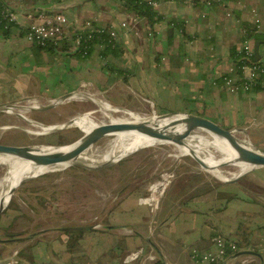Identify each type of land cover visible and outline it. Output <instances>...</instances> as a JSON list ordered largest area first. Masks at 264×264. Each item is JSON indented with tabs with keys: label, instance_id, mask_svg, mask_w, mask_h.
Listing matches in <instances>:
<instances>
[{
	"label": "crops",
	"instance_id": "1",
	"mask_svg": "<svg viewBox=\"0 0 264 264\" xmlns=\"http://www.w3.org/2000/svg\"><path fill=\"white\" fill-rule=\"evenodd\" d=\"M155 1L157 15L151 24L120 0H0V10L16 17L8 31H0V124L8 115L2 108L26 101L41 102L29 105L36 115L46 114L49 108L64 115L92 112L102 97L117 108L150 105L158 112L188 110L206 115L237 129L264 150V87L232 92L223 83V75L233 66V48L241 51L243 23L252 21L253 7L261 23L253 44L258 59H264V0ZM56 12L66 13L75 27L91 19L96 25L114 28L123 52L104 53L98 43L90 54L82 55L73 45L64 48L61 42L66 39L50 49L30 42L27 26ZM123 21L133 29L123 26ZM60 105L63 108L56 110ZM213 187L215 193L192 195L183 205L123 199L118 204L120 216L107 226L131 235L122 245L123 264H155L157 260L163 264H264L263 202L242 193L244 188L237 181ZM4 223L0 229L11 226ZM60 228L57 234L39 233V238L66 242L70 237L64 226L52 225L55 231ZM217 234L236 239L237 252L220 263L196 261L192 248L213 249ZM4 235L0 241L4 244H29L12 239L15 234ZM107 247L94 248L95 258L108 252ZM16 252L17 247L8 257H0V264H18ZM79 252H88L85 242ZM149 253L154 258L147 257Z\"/></svg>",
	"mask_w": 264,
	"mask_h": 264
},
{
	"label": "rangeland",
	"instance_id": "2",
	"mask_svg": "<svg viewBox=\"0 0 264 264\" xmlns=\"http://www.w3.org/2000/svg\"><path fill=\"white\" fill-rule=\"evenodd\" d=\"M105 101L101 97L99 105L92 112L79 111L64 115L57 114L52 108L46 110V114L36 115L29 107L41 105L36 100L2 108V112L8 115L3 124H0V142L15 146L40 143L59 146L71 143L83 133L82 128L85 126L76 127L72 123H66L82 114L89 113L91 119L100 122L120 117L127 112L146 117L162 113L150 105L141 106L140 109H127L110 104L113 107L110 109L106 107ZM58 108L63 107L60 105L56 110ZM42 125L58 129L54 132H37ZM194 132L203 138H211L205 128ZM237 134L247 140L242 133L237 131ZM113 136L100 138L87 152L97 154L103 151L109 140L115 138ZM220 157L223 161L232 160V157L221 152ZM27 160L0 154V177L17 170ZM234 163L220 167L231 178L236 177L234 173L237 168ZM225 181L202 168L191 154L178 155V150L172 143L142 147L115 163L95 167L72 164L60 169H49L22 182L12 195L10 203L0 213V224L11 223V226L7 225L8 228L0 229V241L4 239L5 233H9V236L15 234L12 239L29 241L30 244L0 242V257H8L17 247L19 254L16 252L18 255L14 258L18 264H74L81 261L91 264L92 259H96L95 264H123L122 245L130 240L131 235L107 227L120 216L118 206L123 199L133 202L136 198H141L148 199L151 203L160 201L165 205L169 202L183 205L192 195L215 193L213 186ZM235 181L243 186L242 193L260 199L264 204V167H254ZM132 211L129 213H133ZM55 223L57 227L73 225L93 229L80 238L77 234L67 233L70 239L66 242L59 239L50 242L48 238H39V233L50 235L61 232V228L56 231L52 229ZM83 242L88 250L85 258V254L81 255L79 252ZM103 245L108 246V252L95 258L93 249ZM118 247L121 249L113 250ZM151 255L153 253H149L147 257L152 259Z\"/></svg>",
	"mask_w": 264,
	"mask_h": 264
},
{
	"label": "bare ground",
	"instance_id": "3",
	"mask_svg": "<svg viewBox=\"0 0 264 264\" xmlns=\"http://www.w3.org/2000/svg\"><path fill=\"white\" fill-rule=\"evenodd\" d=\"M107 108H113L108 104L107 101H105ZM156 115V114H155ZM154 115V116H155ZM153 115L150 116H143L142 114L134 113V112H127L120 115V117H113L111 119H117V120H130V121H141V119H151ZM173 118H165L162 121V125L167 124L168 121H170ZM95 122L93 119L90 118L89 113L79 115L78 118H74L72 120V124L76 127L79 126H85L88 127L90 124ZM97 122V121H96ZM32 123V122H31ZM60 126V125H59ZM166 130L170 133L183 137L184 142L179 143L175 140L169 139V138H154L145 134H137V133H130V132H121L119 134L114 135L108 142V145L106 148L98 152L97 154H89L86 150L82 154H80V157H78L76 160L71 161L68 163L67 166L76 164V163H85L90 166H99L101 164H108V163H115L117 162L122 156H125L127 154H130L132 152H135L137 149H140L142 147L146 146H157L161 145L162 143H172L175 145L176 149L178 150V155L183 154H190L191 148H193L196 153L200 156V158L209 165H212V168L209 170L214 175H216L218 178L225 180L231 178L229 175L224 173V170H222L219 167H216V164L223 161L220 157V152L223 154H227L228 156L235 158L238 156V153L235 149V147L232 146V144L229 142L228 139L225 137H221L211 131H209L211 138H203L200 134L192 131L188 132L189 130V124L186 122H176L172 124H168L166 126ZM41 129H39L37 132H48L49 129L54 128L50 126H41ZM34 130V129H33ZM35 131V130H34ZM70 145L68 144H61L59 146H53L49 144H39V147L42 151L45 152H51L55 154L59 153H67L70 149ZM99 147V146H98ZM212 148H214L215 152L212 151ZM95 151V150H94ZM93 151V152H94ZM3 154V153H0ZM4 156H7L9 158H17V156H12L8 154H4ZM235 167L237 168V171L234 173L236 176L240 174L246 173V171L250 170L251 167H257L252 162H237L234 163ZM242 165V166H239ZM66 167V164H60V165H54L49 166L47 169H60ZM43 169H46L42 167L41 165H38L37 162L34 160L28 158L26 163L22 166H20L17 170L13 172H9L7 175H2L0 177V207L5 206L8 203V191L9 189L16 184L20 180H27V178L39 174L40 171H43ZM227 170V168H226ZM234 171V170H233Z\"/></svg>",
	"mask_w": 264,
	"mask_h": 264
},
{
	"label": "water",
	"instance_id": "4",
	"mask_svg": "<svg viewBox=\"0 0 264 264\" xmlns=\"http://www.w3.org/2000/svg\"><path fill=\"white\" fill-rule=\"evenodd\" d=\"M165 118H173L168 121L167 124L162 125V121ZM186 122L189 124L188 132H192L196 129H207L221 137H225L229 140L233 147H235L238 156L232 158V160H224L216 164V167H223L225 164H231L234 162H252L257 167H264V152L259 150L257 147H254L252 143L247 141L246 139L241 138L237 134V129L222 126L213 119L207 117L206 115H199L188 110H169V111H162V113L156 114L151 119H141V121L135 122L130 120H117V119H109L103 120L100 122H93L87 128H82L83 133L80 135L79 138L72 141L70 143L71 147L67 153H51L42 151L38 145H10L3 142H0V153L8 154L12 156H17L21 158H30L41 165L42 167L46 168L43 171H40L39 174L42 172L47 171V167L66 164L68 165L69 162L76 160L80 157V154L84 152L87 148L93 145L95 142L100 140V138L109 136V135H116L121 132H130V133H137V134H145L154 138L162 139V138H169L175 140L179 143L184 142L185 135L183 137L176 136L169 131L166 130V125L176 123V122ZM72 120L67 121L66 123H71ZM58 129V127H54L49 129V132H54ZM190 154L196 160V162L205 169L210 170L212 165L205 163L200 156L196 153V151L191 148ZM123 157V156H122ZM121 159V158H120ZM119 159V160H120ZM82 164L87 167H95L90 166L85 163H76ZM253 169V167H251ZM250 169V170H251ZM249 171V170H248ZM247 172V171H246ZM39 174L31 176L37 177ZM245 174V173H244ZM240 174L236 177L225 179L228 181H235L238 177L244 175ZM27 178V180L29 179ZM224 180V181H225ZM25 180H20L16 184H14L8 191V203L0 207V213L6 208V206L10 203V199L14 194L17 187L24 182Z\"/></svg>",
	"mask_w": 264,
	"mask_h": 264
},
{
	"label": "built area",
	"instance_id": "5",
	"mask_svg": "<svg viewBox=\"0 0 264 264\" xmlns=\"http://www.w3.org/2000/svg\"><path fill=\"white\" fill-rule=\"evenodd\" d=\"M148 3L154 6L156 1L148 0ZM251 11L253 14L252 21L250 23H243L245 38L241 47V51H245V56L248 59L254 55L253 35L261 26L257 8L253 7ZM0 13L6 18L8 23L16 19L15 15L11 14L8 10H0ZM121 24L128 27V29H133L128 21H123ZM26 29L27 39L34 44L40 45L48 43L57 44L64 39H69L73 47L78 48L86 41L98 35V33H103L106 30L109 32L110 42H116L119 39L117 30L111 27L107 29L103 25H96L91 19H87L83 24L75 27L70 17L64 12H56V14L43 22H32ZM235 69V65L233 64L223 75V83L230 91L252 90L254 84L264 87V59L244 62L240 66V73L236 74ZM213 240V249L202 252L197 248H192V257L202 263H220L229 254L235 253L239 249L237 240L232 237L217 234ZM151 257L154 258V255H151Z\"/></svg>",
	"mask_w": 264,
	"mask_h": 264
},
{
	"label": "trees",
	"instance_id": "6",
	"mask_svg": "<svg viewBox=\"0 0 264 264\" xmlns=\"http://www.w3.org/2000/svg\"><path fill=\"white\" fill-rule=\"evenodd\" d=\"M120 1L122 2L123 6L127 7L128 10L134 12L136 15L145 16L147 18V22L152 24L155 21L154 17L155 15H157V11L153 5L148 3V0H120ZM156 19H159V17H156ZM9 27H10V24L8 23L6 18L0 13V31L6 32L8 31ZM105 27H107V29L109 28L108 26H105ZM109 37H110L109 32L107 30L103 33H98V35L86 41L85 43H83V45H80V47L76 48L77 50L76 52L82 55H88L92 52L93 47L98 43L101 44L102 47H104L103 49L104 53L111 52V51L115 53L118 51L123 52V47H121V43L119 41L110 42ZM61 44L66 49L73 45L71 40L69 39L64 40V42H61ZM37 45L39 47H42V48L46 47L49 49L54 47L53 43H48L46 45H40V44H37ZM232 55L234 56L233 64L235 65V68H236L235 69L236 74L241 72L240 66H242L244 62L258 59L256 55V48L254 50V55L250 59H248L245 56V51H238L235 47L233 48ZM260 88H263V87L257 84H254L253 86V89H260ZM90 229H93V228H87L86 226L77 227L73 225H65L63 228V230L68 234L69 233L77 234L78 238L82 237L84 235L83 233ZM155 264H163V263L161 262V260H157Z\"/></svg>",
	"mask_w": 264,
	"mask_h": 264
}]
</instances>
